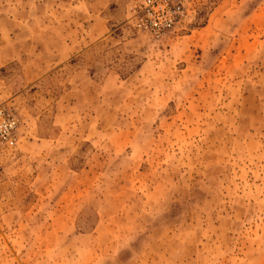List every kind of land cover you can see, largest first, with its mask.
I'll use <instances>...</instances> for the list:
<instances>
[{
	"label": "rangeland",
	"instance_id": "374dc122",
	"mask_svg": "<svg viewBox=\"0 0 264 264\" xmlns=\"http://www.w3.org/2000/svg\"><path fill=\"white\" fill-rule=\"evenodd\" d=\"M0 0V264H264V0Z\"/></svg>",
	"mask_w": 264,
	"mask_h": 264
},
{
	"label": "built area",
	"instance_id": "2783aa9c",
	"mask_svg": "<svg viewBox=\"0 0 264 264\" xmlns=\"http://www.w3.org/2000/svg\"><path fill=\"white\" fill-rule=\"evenodd\" d=\"M183 14L174 0H140L130 11L128 23L137 31L160 37L171 31ZM18 119L0 102V149L14 141Z\"/></svg>",
	"mask_w": 264,
	"mask_h": 264
}]
</instances>
